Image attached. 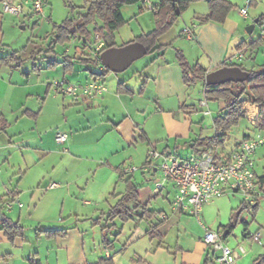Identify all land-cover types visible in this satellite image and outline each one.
<instances>
[{
  "label": "crops",
  "instance_id": "1",
  "mask_svg": "<svg viewBox=\"0 0 264 264\" xmlns=\"http://www.w3.org/2000/svg\"><path fill=\"white\" fill-rule=\"evenodd\" d=\"M229 1L238 8L240 19L229 12L222 23H200L197 16L209 13L208 0L191 2L181 15V27L172 26L157 39L158 45L167 47L153 51L154 57L141 70L136 67L123 76L120 72L105 74L106 89L92 98L80 95L69 99L72 96L58 90L54 81L85 84L103 72L101 60L94 56L95 40L89 46L98 63L95 71L83 64L90 59L85 49L80 52L81 43L76 44L74 57L69 56L67 48L63 58L56 53L55 58L27 71L0 61V212L4 215L0 219V264H97L101 258H112L115 264H217L216 252L203 241L204 229L198 220L172 209L171 184L158 196L157 189L137 182L139 165L133 161L139 143L147 147L141 165L147 162L152 145L181 157L195 151L191 142L186 153L179 152L192 138L186 112H192L194 105L189 102L192 85L184 82L176 50H182L192 64L212 71L240 50L242 42L249 49L241 23L242 18L251 16V8L246 16L240 12L248 0ZM263 2L250 0V5L257 11ZM122 13L125 17L123 7ZM253 17L255 21L258 12ZM188 27H192L191 36L184 32ZM130 42H117L116 46ZM6 53L2 48L0 58ZM254 53L256 59L258 52ZM59 131L68 134L62 143L56 140ZM238 141L227 140V148ZM14 154L22 157L18 169L11 162ZM132 166L137 168L131 170ZM33 167L38 170H31ZM152 172L160 180L161 171ZM30 173L35 183L26 187L24 181ZM128 176L137 185L140 203L149 207L163 197L169 209L161 207L156 223L142 228L137 225L124 239L125 226L137 219L135 214L140 209L135 214L132 211L130 220L117 217L122 221L120 228L108 215L126 195ZM52 183L57 185L51 187ZM41 187L43 193L39 192ZM36 194L39 197L33 201ZM12 198L15 203L6 208ZM133 204L128 202L129 206ZM5 217L24 227L23 234L13 242L3 229ZM192 219L197 233L190 232ZM153 226H157L161 239L151 237L148 230ZM108 227L115 228L113 234L109 232V240L122 241L113 245L115 249L106 247ZM45 230H65L66 234L48 237Z\"/></svg>",
  "mask_w": 264,
  "mask_h": 264
},
{
  "label": "rangeland",
  "instance_id": "2",
  "mask_svg": "<svg viewBox=\"0 0 264 264\" xmlns=\"http://www.w3.org/2000/svg\"><path fill=\"white\" fill-rule=\"evenodd\" d=\"M16 1L25 2L26 0ZM29 1L31 2L32 0ZM88 3L89 0H46V3L44 4V12L42 14L32 13V16L30 17L28 16L29 14L27 12L30 4L26 5V11L20 15L3 13L0 7V52L2 51V48L6 49L9 53L12 51H17L21 62L18 65L13 63L14 68H21L24 71H27L31 67L41 66L42 62H46L50 60V58H55L56 53L63 58V56L66 55L65 51L67 48L70 49L69 56L74 57L76 44L81 43V46H79L80 52L85 49V54H88L86 57L90 59L89 62L87 61L83 64H88L89 68H91L93 71L97 70L98 63L93 57L92 49L89 47L90 43L85 47H82V44L84 43L82 40L84 41V37L80 36L79 33L69 39L58 41L57 45L55 46V52L48 50L50 43L55 38L56 34L59 33L55 25H61L67 18L75 19L85 14L87 12ZM249 8H251V16L248 19L242 18L241 23V33L248 43L252 41H258L260 38L261 29L258 24H256V27L251 34L247 32V27L254 22V19L257 16H253L256 14V12H258V16L260 13H264V2L261 3V6L257 11L255 10L256 6L254 5H249ZM31 12L32 11L29 13L31 14ZM123 12L127 21L115 31V40L118 43L130 41L137 35L150 31L155 25L154 12L144 6L143 0L134 4L124 5ZM230 13L234 14L233 16L237 19H240L238 8L236 6L231 9ZM97 22H100L99 19H97ZM179 22L182 23V17H179L173 26L179 29L181 27L179 26ZM94 24L95 22L89 25L90 30H93ZM95 36V32H92L90 41L94 42ZM256 48H258L256 59L252 58L251 51L247 48L244 60H238L234 58V63L242 65L247 70L260 68V66L264 64V47L262 44H259ZM153 53L154 52L147 53L143 57L135 60L125 71L119 73L120 76H123L128 71H133L136 67L141 70L146 65V63L154 57ZM51 54L52 56H50ZM107 74H116V72H109ZM107 81L109 83L108 76ZM205 86L206 84L203 83V81H198L191 87L192 89L189 102L194 105V108L192 107V112L188 111L186 114L188 115V120L192 126V138L186 147L183 146L184 143L182 144L184 148L179 150L180 153L187 152L190 147L189 143L191 144L192 140L197 139L198 137L211 136L215 133V129L213 127V117L219 112L223 103L222 101L218 100H208V105L203 106L201 101L207 100L204 92ZM68 98L73 100V97ZM244 108H246L245 110L248 111V117L242 118L238 125L233 127V129L229 132L228 140L231 142L240 140L245 133L250 135H255V133H257V127L252 123V120H255V116H257V114L263 116L264 104L246 102ZM205 110H211L212 114L205 115ZM136 148L138 154L137 158H135L133 161V164H138V171H140L137 172L136 180L138 183L143 182L144 186L147 188L152 190L156 189L155 181H158L157 178L159 176H155L152 171L144 170V166L147 162L144 165H141L145 158L144 152L147 147L145 144L139 143L136 145ZM13 156L14 158L12 157L11 162L12 164L16 165L18 169V165L21 164L22 157H20L19 154H14ZM255 160L258 176L264 175V146L260 147L256 151ZM132 167L137 168L135 166ZM31 170H38V167H33ZM1 172L2 170L0 168V173ZM32 174L33 173L28 174L24 181V185L26 187L35 183ZM41 189L42 190L39 192L43 193V187H41ZM7 195L11 196V193H7ZM37 196L39 197V195L36 194L33 201L37 200ZM161 207L169 209L168 201L163 199V197H159L156 203L153 202L149 205V210L156 211V214L152 217V220L149 217L139 218L138 215L135 214L136 210H133V213L137 219L127 223L125 226V231L127 232L123 233L122 238H127L137 225H139V228H142L150 225V223H156V221H158L160 218V213L157 210ZM234 213L239 216L238 222L228 234V236L224 238V243L234 249H239L241 246L245 248L246 252L241 254V257L238 259V264H254V260L259 255L264 254V190L262 189V194L258 197V206L256 208L251 206L248 201L244 199V196L241 193L227 192V194H224L223 196L205 204L202 219L203 222L211 229L225 230L221 224L229 223L230 218ZM194 218L196 219V217ZM115 222L118 224V228L122 226L120 224V222H122L120 219H116ZM190 225V232L195 231L197 225L193 219ZM106 229V236L108 237V241H110V233L113 234V230L115 228L111 229V227H108ZM28 230H31V228ZM257 232L262 234V238L259 241H256L253 239V237H251V235ZM120 242L122 241L118 240L116 242H112L110 248L115 249L113 245Z\"/></svg>",
  "mask_w": 264,
  "mask_h": 264
},
{
  "label": "trees",
  "instance_id": "3",
  "mask_svg": "<svg viewBox=\"0 0 264 264\" xmlns=\"http://www.w3.org/2000/svg\"><path fill=\"white\" fill-rule=\"evenodd\" d=\"M140 1L141 0H89L87 12L85 14L75 19L67 18L61 25H55L59 33L56 34L55 38L50 43V50H54L58 41L69 39L72 36H76L78 33L80 36L84 37L83 42L86 44L90 43V45L93 44V42L90 41L92 32H95V34L98 33L100 38L104 41L103 50L118 45L115 40V31L127 21L123 16L122 7ZM194 1L200 0H176L175 2L171 0H159L157 9L153 11L155 16L154 28L147 33L138 35L135 39L131 40V42H142L146 46L148 53L167 47V45H158L157 39L175 24L179 17L187 10L190 3ZM208 5L209 13L203 16H197L200 23L208 21L222 23L227 19L229 12L234 7L229 0H208ZM97 19H99L100 22H97ZM257 19V24H262L264 22V13L260 14ZM93 22H95L93 30H90L89 25ZM259 44H261L260 38L258 41H252L249 44L253 59L255 58L253 56L255 54L254 49ZM245 46L246 44L242 42L238 47L240 49L244 47L245 49H243L246 51ZM176 56L180 63L183 79L186 84L193 85L198 81H203V83H205V76L209 72L208 70L203 68L199 63L192 64L189 62L180 49L176 50ZM0 61L7 64L15 63L18 65L21 59L17 51H12L1 57ZM227 65V62L224 61L218 68ZM232 65L235 66L238 64L233 63ZM238 66L245 69L242 65ZM248 71L250 72V76L244 82H227L221 85L205 86L204 92L207 101L218 100L222 101L223 105L219 112L213 117L215 133L211 136L198 137L192 140V145L195 150H198L200 147L208 148L215 143L220 145L223 150L228 149L227 140L229 139V132L233 127L238 125L242 118L248 117V111L244 108L245 103L252 102L264 104V64H262L260 68ZM109 72H111V70L105 68L103 72L97 75L104 76ZM254 125L257 127V132H264V112L263 116L258 117ZM252 136L253 135L245 133L242 139H247ZM140 137L143 138L144 133H142ZM241 140H239L236 145H238ZM257 179L261 189L264 190V175L258 176L257 174ZM126 183V195L112 206L108 219L114 220L118 217L124 221L130 220L134 217L132 211L137 209L142 210L138 214L139 217L145 218L154 216L156 211L149 210L147 204L139 202L137 185L134 183L133 177L128 176L126 178ZM160 193L161 191H159L157 195L159 196ZM130 201L134 203L133 206L128 205ZM249 204L256 208L258 206V199L256 202ZM238 218L239 216L236 213L232 214L229 223L224 226V229L228 230V234L235 227ZM3 229L6 236L13 242L17 236L23 234L24 227L11 218L5 217L3 220ZM156 229L157 226H153L148 231L151 237H158L161 239V235ZM43 232H45L48 237H58L66 234L65 230H45ZM111 244L112 242L107 239L106 247L111 246ZM97 264H115V262L112 258H101ZM254 264H264V254L259 255L254 260Z\"/></svg>",
  "mask_w": 264,
  "mask_h": 264
},
{
  "label": "built area",
  "instance_id": "4",
  "mask_svg": "<svg viewBox=\"0 0 264 264\" xmlns=\"http://www.w3.org/2000/svg\"><path fill=\"white\" fill-rule=\"evenodd\" d=\"M46 0H26L17 2L14 0H1V10L3 13L12 15L23 14L26 5H29L27 12L42 14ZM146 8L155 11L157 4L153 0H143ZM250 0L240 9L242 15L246 16ZM261 29L260 40L264 47V22L259 25ZM184 32L191 36L192 27L184 29ZM94 56L101 60V52L104 48V41L99 34H95ZM255 48L254 51H257ZM246 51L237 50L234 55L225 61L231 66L233 59L244 60ZM102 69L105 66L102 65ZM54 86L65 95L79 97L85 95L94 97L101 94L105 89L103 76H96L85 84L71 83L69 81H54ZM203 106L208 105L207 100H202ZM260 113V112H259ZM205 115H211V110H205ZM260 114L255 116L252 123L255 124ZM66 132H57L56 140L59 143L67 139ZM264 146V132H257L252 137L242 139L240 143L231 149L223 150L220 145L212 144L208 148L200 147L187 157H181L173 153L160 151L155 145L148 149V161L144 166L145 171L160 170L162 177L156 182L157 191H162L169 184L175 190L172 201L174 211L186 212L198 220L204 229L203 241L212 247L216 252L215 261L217 264H238V259L246 250L243 246L234 249L224 243V231L214 230L207 226L202 219L203 207L205 204L227 192L241 193L248 203H254L262 194V189L258 183L256 171V151ZM131 170H135L133 167ZM52 183L51 187L56 186ZM15 203L14 198L10 199L6 208ZM19 205L22 204L19 202ZM254 240L259 241L262 234L257 232L251 235Z\"/></svg>",
  "mask_w": 264,
  "mask_h": 264
},
{
  "label": "water",
  "instance_id": "5",
  "mask_svg": "<svg viewBox=\"0 0 264 264\" xmlns=\"http://www.w3.org/2000/svg\"><path fill=\"white\" fill-rule=\"evenodd\" d=\"M175 2L176 0H171ZM256 19L247 27V32L251 34L254 31ZM148 52L146 46L140 41L130 42L122 46H111L101 52L102 64L112 72H121L126 70L135 60L143 57ZM250 76V72L238 65H227L212 71L205 76V84L221 85L227 82H244ZM4 215L0 212V219ZM224 238L228 236V230H224Z\"/></svg>",
  "mask_w": 264,
  "mask_h": 264
}]
</instances>
